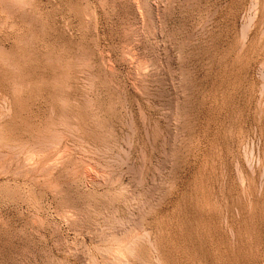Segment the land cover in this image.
<instances>
[{
  "label": "rangeland",
  "instance_id": "rangeland-1",
  "mask_svg": "<svg viewBox=\"0 0 264 264\" xmlns=\"http://www.w3.org/2000/svg\"><path fill=\"white\" fill-rule=\"evenodd\" d=\"M118 256L264 264V0H0V264Z\"/></svg>",
  "mask_w": 264,
  "mask_h": 264
},
{
  "label": "bare ground",
  "instance_id": "bare-ground-1",
  "mask_svg": "<svg viewBox=\"0 0 264 264\" xmlns=\"http://www.w3.org/2000/svg\"><path fill=\"white\" fill-rule=\"evenodd\" d=\"M66 130H67V129H66ZM38 142H39V141H38ZM40 147H41V146H40ZM43 149L45 150V148H43ZM39 150H40V149H39ZM42 151H43V150H42ZM17 154H18V153H17ZM21 154H22V152H21ZM12 155H13V154H12ZM22 155H23V154H22ZM22 155H21V156H22ZM25 155H26V154H25ZM40 155H42V154H40ZM40 155H39V156H40ZM16 156H17V155H16ZM40 157H41V156H40ZM47 157H48V156H47ZM21 158H23V157H21ZM31 158H33V157H31ZM31 158H29V159H31ZM41 158H42V157H41ZM43 158H44V157H43ZM39 160H40V159H39ZM39 160H38V162L41 161V160H40V161H39ZM9 161H10V160H9ZM14 162H15V160H14ZM58 162H59V161H58ZM5 163H6V162H5ZM16 163H18V162H16ZM20 163H21V162H20ZM33 163H34V162H33ZM48 163H49V162H48ZM53 163H54V162H53ZM55 163H56V161H55ZM24 164H25V165H24V168L27 169L28 172H29V170H30V172H31V170H33V171L35 172V170H34V166H35V165H34V164H33L34 166H32L30 163H27V162H24ZM59 164L61 165V163H59ZM8 165H10V164H8ZM16 166H17V165H16ZM47 166H48V165H47ZM47 166H46V167H47ZM55 166H56V165H55ZM18 167H19V166H18ZM41 167H42V166H41ZM6 168H7V167H6ZM9 168H10V166H9ZM22 168H23V167H22ZM52 168H53V167H52ZM116 168H117V167H116ZM88 169H89V168H88ZM24 171H25V170H24ZM50 171H51V170H50ZM84 171H85V170H84ZM84 171H83V172H84ZM11 172H12V171H11ZM17 172H19V171H17ZM43 172H44V171H43ZM6 173H7V171H6ZM23 173H24V172H23ZM37 173H38V172H37ZM44 173H45V172H44ZM87 173L90 174L89 171H87ZM15 174H16V173H15ZM31 174H32V173H31ZM24 175H25V174H24ZM12 176H13V175H12ZM15 176H17V175H15ZM26 176H27V174H26ZM31 176H32V175H31ZM31 176H30V177H31ZM95 176H96V175H95ZM18 177H19V176H18ZM20 177H21V176H20ZM36 177H37V176H36ZM27 178H28V177H27ZM36 179H37V178H36ZM97 180H98V179H97ZM30 181H31V180H30ZM34 181H35V180H34ZM110 184H111V183H110ZM136 214H137V213H136ZM109 232H110V231H109ZM136 235H137V234H136ZM139 236H142V235L140 234V235H138V236H136V237H139ZM128 238H129V237H128ZM130 238H131V237H130ZM134 238H135V236H134ZM145 239H146V238H145ZM130 240H131V239H130ZM132 240H133V239H132ZM136 240H138V239H136ZM133 241H134V240H133ZM133 243H134V242H133ZM135 243H136V242H135ZM135 243H134V244H135ZM140 243H141V242H140ZM136 244H137V243H136ZM129 245H131V244H129ZM129 247H130V246H129ZM132 247H133V246H132ZM116 248H117V247H116ZM133 248H134V247H133ZM128 249H129V248H127L126 251L130 252V251H129L130 249H129V250H128ZM132 250H134V249H132ZM114 252H115V251H114ZM132 252L134 253V251H132ZM132 252H131V253H132ZM113 254H114V253H113ZM118 254H119V253H118ZM121 254H122V253H121ZM127 254H128V253H127ZM128 255H129V254H128ZM104 256H105V255H104ZM119 256H120V255H119ZM119 256L115 258V262H116V264H124V262L121 260V257H122L123 255H122L121 257H119ZM108 257H109V256H108ZM108 257H107V258H108ZM122 259H123V258H122ZM139 259H140V258H139ZM123 260H124V259H123ZM113 261H114V259H113ZM124 261H125V260H124ZM113 263H114V262H113Z\"/></svg>",
  "mask_w": 264,
  "mask_h": 264
}]
</instances>
